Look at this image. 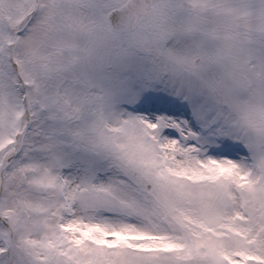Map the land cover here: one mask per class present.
I'll use <instances>...</instances> for the list:
<instances>
[{"label":"snow or ice","instance_id":"obj_1","mask_svg":"<svg viewBox=\"0 0 264 264\" xmlns=\"http://www.w3.org/2000/svg\"><path fill=\"white\" fill-rule=\"evenodd\" d=\"M0 264H264V0H0Z\"/></svg>","mask_w":264,"mask_h":264}]
</instances>
